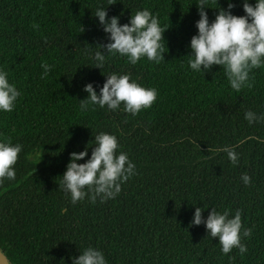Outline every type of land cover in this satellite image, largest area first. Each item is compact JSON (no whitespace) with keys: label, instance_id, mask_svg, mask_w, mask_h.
I'll return each mask as SVG.
<instances>
[{"label":"trees","instance_id":"trees-1","mask_svg":"<svg viewBox=\"0 0 264 264\" xmlns=\"http://www.w3.org/2000/svg\"><path fill=\"white\" fill-rule=\"evenodd\" d=\"M197 0H0V68L22 95L9 113H0V134L21 143L16 179L0 185V248L12 264H72L88 246L99 248L108 264H264V121L251 125L244 112L264 113V68L250 73L252 87L231 89L221 66L194 73L187 65L197 34ZM205 8L209 21L218 5ZM237 16L243 0H231ZM255 4V0H250ZM129 22L144 8L159 18L164 61L108 56L103 69L92 55L108 43L93 12ZM38 25L34 29L33 25ZM106 53L105 49H101ZM55 65L41 79V63ZM130 73L157 98L136 116L98 106L80 110L92 82L97 94L109 73ZM114 134L136 174L121 192L101 203L87 196L72 204L59 189L70 153L88 147L94 136ZM239 154L233 165L222 151ZM41 158V160H40ZM84 160L77 163H84ZM251 177L245 186L242 174ZM196 207L206 218L213 207L242 210L247 252L220 251L205 226L190 225Z\"/></svg>","mask_w":264,"mask_h":264},{"label":"clouds","instance_id":"clouds-1","mask_svg":"<svg viewBox=\"0 0 264 264\" xmlns=\"http://www.w3.org/2000/svg\"><path fill=\"white\" fill-rule=\"evenodd\" d=\"M215 2L218 4V0ZM210 3L211 0L196 2L199 19L195 26L198 31L190 40L191 54L187 56V65L194 73L210 72L214 65L221 66L231 89L240 92L244 87L251 88L250 73L254 69L264 68V0H255V4L243 0L245 14L242 16L232 13L231 9L236 5L229 0L227 9L219 5L215 8L218 14L211 22L205 11ZM110 4L112 0H109ZM106 9L98 6L93 12L108 40V43L98 45L99 50L92 55L94 67L103 69L106 58L116 55L125 57L131 65H136L142 58L155 64L164 61L166 46L163 33L167 27L161 26L156 14L144 8L132 13L128 23L120 24V18L108 17ZM32 27L36 29L38 25ZM101 49H105L107 54ZM54 67L42 62L40 78H46ZM105 76L103 85H96L99 94L92 82L84 85L83 91L88 96L79 100L81 111H87L90 106L108 111L122 107L125 113L136 116L156 101V88L139 84L130 73L113 72ZM21 95L16 84L10 82L9 73L0 68V113L13 111ZM244 119L249 125L260 123L264 121V113L247 110ZM88 147L70 153V161L59 182V189L70 196L72 204L83 201L86 196L92 203H96L97 199L101 203L114 199L121 192V185L136 174V166L128 154L118 150L120 145L114 134H96L90 156ZM22 149L21 143H13L10 137L0 134V185L16 179L14 165ZM221 150L233 165L237 164L239 154L234 148L225 146ZM85 157L88 158L84 163H77ZM241 180L245 186L251 183V177L246 173L241 175ZM203 211L200 207L195 208L190 225L203 224L208 236L218 238L222 254L228 255L237 249L243 257L247 246L242 241L251 236L252 229L242 226V210L236 209L230 214L228 209L221 212L213 207L206 218L202 215ZM79 253L71 257L72 264H108L99 248L88 246L79 249ZM228 259L232 261L235 257L228 255Z\"/></svg>","mask_w":264,"mask_h":264},{"label":"water","instance_id":"water-1","mask_svg":"<svg viewBox=\"0 0 264 264\" xmlns=\"http://www.w3.org/2000/svg\"><path fill=\"white\" fill-rule=\"evenodd\" d=\"M0 264H12L5 254V252L0 248Z\"/></svg>","mask_w":264,"mask_h":264}]
</instances>
